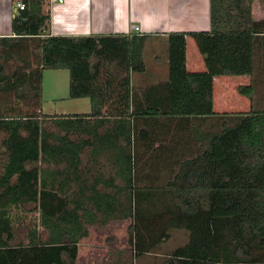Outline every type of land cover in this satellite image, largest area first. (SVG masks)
I'll return each instance as SVG.
<instances>
[{
  "label": "trees",
  "instance_id": "1",
  "mask_svg": "<svg viewBox=\"0 0 264 264\" xmlns=\"http://www.w3.org/2000/svg\"><path fill=\"white\" fill-rule=\"evenodd\" d=\"M22 2L14 37L0 38V93L39 113L0 116V264H77L88 227L109 220L131 222L134 258L184 230L187 242L159 264H264V111L219 114L213 101L216 77L254 76L264 19L254 20L253 0H210L211 31L171 34L168 79L143 90L132 76L146 72L147 35L51 36L49 0ZM188 37L204 72L187 70ZM11 60L22 65L8 72ZM60 69L91 113H42L43 72ZM237 90L252 106L255 84ZM20 208L38 212L46 239L32 231L12 244Z\"/></svg>",
  "mask_w": 264,
  "mask_h": 264
},
{
  "label": "crops",
  "instance_id": "2",
  "mask_svg": "<svg viewBox=\"0 0 264 264\" xmlns=\"http://www.w3.org/2000/svg\"><path fill=\"white\" fill-rule=\"evenodd\" d=\"M22 0H0V38L14 37L13 18L19 14L16 4ZM260 7L262 15L256 13ZM44 13L50 14L48 34L51 36L90 37V36H132L147 35L144 59L146 72L134 74L132 85L145 89L152 84L166 81L169 77V60L155 57L153 42L165 41L173 33H195L211 31L210 0H65L63 4L44 5ZM252 15L255 21L264 19V0H253ZM139 27L138 31L132 29ZM167 52V43L165 44ZM194 38H187L186 66L189 72H204L206 65ZM152 48L153 63L146 58V52ZM161 49V47H160ZM163 50V48L161 49ZM191 52V53H190ZM254 75L264 71V64L258 69L259 56L264 57V37L255 48ZM150 57V56H149ZM168 57V55H167ZM162 59V61H161ZM153 68L152 70H150ZM163 76V77H162ZM252 76H221L214 79L213 101H226L225 95L217 94V89L225 85L231 87L246 86L252 83ZM248 83V84H241ZM224 88V89H225ZM229 89V88H226ZM225 89V90H226ZM216 93V100H215ZM221 93V91H220ZM246 98V97H242ZM248 99V98H246ZM249 100V99H248ZM216 113L222 114L220 112ZM225 119V118H224ZM213 120H200L202 130L212 129ZM223 119H218L221 124ZM199 124V123H198Z\"/></svg>",
  "mask_w": 264,
  "mask_h": 264
},
{
  "label": "rangeland",
  "instance_id": "3",
  "mask_svg": "<svg viewBox=\"0 0 264 264\" xmlns=\"http://www.w3.org/2000/svg\"><path fill=\"white\" fill-rule=\"evenodd\" d=\"M257 16L262 15L259 6L256 8ZM169 38V37H168ZM165 41H155L153 44L159 48L156 51L155 57H164L168 59V50L165 53ZM163 48V50L160 49ZM168 48V46H167ZM197 51V47L195 48ZM153 49L149 48L146 52V58H149L150 64L154 62L152 59ZM191 53V52H190ZM150 56V57H149ZM258 69L261 67L260 64H264V57L259 56ZM0 61L4 60L0 58ZM162 61V59H161ZM36 63L35 59L31 60V64L34 66ZM22 64L16 60L9 61L8 72H13L17 66ZM151 68L150 70H152ZM163 77V76H162ZM252 82L255 84V94L251 106L250 100L242 98L238 93L236 87L237 84L231 87L226 86L222 89H217V94L224 96L226 101H215L214 109L220 113H234L242 114L247 113L251 109L255 111H264V71L256 73L252 76ZM248 84V83H241ZM226 90H225V89ZM221 91V93H220ZM215 93V100H216ZM41 111L44 115H84L91 113V101L90 98L83 99H71L70 98V73L66 69L60 70H44L43 72V89L41 96ZM39 113L37 107H35L30 101H15L14 96L0 93V116H18L25 115L28 113ZM224 122L232 126L230 118L223 119ZM44 126L55 133L64 135L63 131H59L52 121L45 122ZM6 134L0 132V173L1 163L4 158H1L2 143ZM88 153V152H87ZM87 155L82 157V167L88 163ZM2 160V161H1ZM42 168H49L55 170L54 165L40 164ZM62 167V166H61ZM27 209L32 206H25ZM13 216V227L15 232V240L12 242L13 245L19 243H28V236L32 231H37L42 239H46V230L40 225L38 212L24 210L22 208L15 209L12 211ZM130 221H113L109 220L107 223L96 222L95 224L88 227L89 236L81 240L79 244V253L77 264H112L117 261L123 260L125 264H159L165 255L172 252L175 248L184 245L188 240V234L184 230H172L171 238L168 242L164 243L158 249L152 253L144 255L142 257H133V253L130 250L129 244V226Z\"/></svg>",
  "mask_w": 264,
  "mask_h": 264
},
{
  "label": "built area",
  "instance_id": "4",
  "mask_svg": "<svg viewBox=\"0 0 264 264\" xmlns=\"http://www.w3.org/2000/svg\"><path fill=\"white\" fill-rule=\"evenodd\" d=\"M64 2H65V0H49V3L51 6L55 5V4H63ZM16 8L18 11H23L25 9V4H23V2L20 1L16 4ZM132 29L135 31H138L139 27L133 26Z\"/></svg>",
  "mask_w": 264,
  "mask_h": 264
}]
</instances>
